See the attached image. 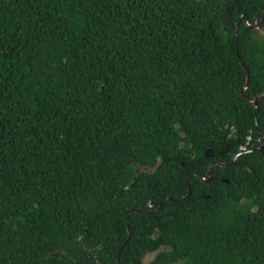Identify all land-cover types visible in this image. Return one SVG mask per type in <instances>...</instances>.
I'll return each instance as SVG.
<instances>
[{"label": "trees", "instance_id": "trees-1", "mask_svg": "<svg viewBox=\"0 0 264 264\" xmlns=\"http://www.w3.org/2000/svg\"><path fill=\"white\" fill-rule=\"evenodd\" d=\"M256 132L264 0H0V264H264Z\"/></svg>", "mask_w": 264, "mask_h": 264}, {"label": "water", "instance_id": "water-1", "mask_svg": "<svg viewBox=\"0 0 264 264\" xmlns=\"http://www.w3.org/2000/svg\"><path fill=\"white\" fill-rule=\"evenodd\" d=\"M236 26H237V24L235 25V27H236ZM249 27H253V28H255L256 25L253 23V24H252L251 26H249ZM242 89H243V87L240 89V92H241ZM250 103H252L253 105H255V102H250ZM256 134H257V139H258L259 147L256 148L255 150H260V149L262 148V146H263L264 137L260 136V134H259L258 132H256ZM243 152H244V151H243ZM236 156H237V155H236ZM209 157H211V153H210L209 149L205 148V158H209ZM234 158H235V156L233 157L232 160H234ZM210 166H211V165L208 166V169H207V171H206V173H205L206 177H205L204 179H202L204 182H207L209 179H211V178L208 176V170H209V167H210ZM187 190H188V186H187ZM188 193H189V190H188ZM188 193H187V195H188ZM187 195H186L184 198H186ZM127 231L129 232L128 227H127Z\"/></svg>", "mask_w": 264, "mask_h": 264}, {"label": "rangeland", "instance_id": "rangeland-1", "mask_svg": "<svg viewBox=\"0 0 264 264\" xmlns=\"http://www.w3.org/2000/svg\"><path fill=\"white\" fill-rule=\"evenodd\" d=\"M152 258L151 255L146 254L145 252L142 253V263L146 264Z\"/></svg>", "mask_w": 264, "mask_h": 264}]
</instances>
